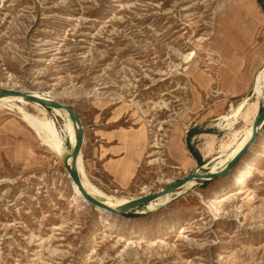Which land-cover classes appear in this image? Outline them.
<instances>
[{
    "label": "rangeland",
    "instance_id": "1",
    "mask_svg": "<svg viewBox=\"0 0 264 264\" xmlns=\"http://www.w3.org/2000/svg\"><path fill=\"white\" fill-rule=\"evenodd\" d=\"M1 90L73 107L100 200L220 172L264 107V0H0ZM262 123L225 174L101 214L64 111L0 99V264H264Z\"/></svg>",
    "mask_w": 264,
    "mask_h": 264
},
{
    "label": "water",
    "instance_id": "2",
    "mask_svg": "<svg viewBox=\"0 0 264 264\" xmlns=\"http://www.w3.org/2000/svg\"><path fill=\"white\" fill-rule=\"evenodd\" d=\"M24 95L26 96L30 101H35L38 102L46 107H51V108H56V109H61L65 110L69 113L70 118L74 122L76 126V142L73 145V149L71 154L67 155V160H69L70 157H72V162L69 164V173L72 178V180L76 183L78 188L84 192V195L88 202L94 206H101L104 207L111 212L114 213H122V212H128L131 209L140 207L142 204L149 203L150 201L160 197L164 196L170 192L175 191L179 187L185 185L187 182H189L193 178H199L197 181H206L212 177H216L219 175L225 174L237 161L238 159L247 151V149L251 146V141L244 146V148L229 162L228 166L220 171V172H211V173H206V174H201V173H193L190 174L184 178H181L180 180H177L171 184L166 185L164 188L161 190L154 192L152 194H147L143 197L136 198L133 200H130L129 202L125 203L122 207L121 210H116L108 205H106L104 202H102L100 199H98L95 196L89 195L85 189L84 186L81 183L80 180V172L78 170V158L80 156V151L83 147L84 144V139H85V130H84V125L82 123V119L79 116V114L73 109L72 106L66 103H62L58 100L52 99V98H45V97H38V96H33V95H28L25 92H22L20 90H1L0 91V97L6 96V95ZM264 119V107L261 110L260 114L254 121V135L253 138L257 134V126L263 121ZM252 138V139H253Z\"/></svg>",
    "mask_w": 264,
    "mask_h": 264
},
{
    "label": "bare ground",
    "instance_id": "3",
    "mask_svg": "<svg viewBox=\"0 0 264 264\" xmlns=\"http://www.w3.org/2000/svg\"><path fill=\"white\" fill-rule=\"evenodd\" d=\"M226 18V17H225ZM227 24V23H226ZM227 26H229V25H227ZM223 32V31H222ZM233 33V32H232ZM231 37V36H230ZM232 39V38H231ZM225 40V39H224ZM261 76V75H260ZM259 76V77H260ZM22 92H25V93H27L28 94V92L29 91H22ZM28 95H31V94H28ZM22 96H24V95H13V94H10V95H6V96H2V97H0V99H5V98H12V99H19V98H21ZM34 96V95H33ZM35 96H38V97H45V96H43V95H38V94H35ZM27 100H29L26 96H24ZM45 98H48V97H45ZM30 101V100H29ZM256 106H257V104H255V108H256ZM251 107L252 106H250L249 107V109H248V111H247V116H248V112H249V110L251 109ZM61 110V109H60ZM62 111H64V113H65V115H66V117L68 118V120L71 122V143H72V145H74L75 144V142H76V126H75V124H74V122L72 121V119L70 118V115H69V113L67 112V111H65V110H62ZM259 111V110H258ZM259 114V113H258ZM23 115L28 119V120H31V118L28 116V114L24 111L23 112ZM249 118V117H248ZM256 120V119H255ZM255 120H253L252 121V123H251V131H250V138H249V140H248V143L251 141V142H254V140L255 139H252V137H253V135H254V121ZM264 120V119H263ZM263 122V121H262ZM261 122V123H262ZM259 124L258 126H257V132H259V130H260V125L262 126V124ZM43 129H45L47 132H49L50 134H52V135H55V129H54V127L51 125V123L50 122H48V121H44V124H43ZM262 131H263V129L261 130V132L259 133V134H261L262 133ZM46 138H47V140L53 145H56V146H58V141H56V139H55V141H52V139H50L51 137L49 136V135H47L46 136ZM262 146L264 147V143H262ZM250 148H254V147H252V146H250ZM71 162H72V157H70L69 158V160H68V163L69 164H71ZM84 166V163H83V159H82V157H81V151H80V156H79V158H78V169H81L82 167ZM230 176H231V179L233 180V179H235L237 176H238V174H237V172H233V173H230ZM199 178H193V179H191L189 182H187L185 185H183V186H181V187H179L177 190L178 191H180L181 192V190L183 189V188H185L186 186L188 187L190 184H193V182L194 181H196L197 182V180H198ZM80 180H81V178H80ZM73 182V192H74V196L76 197V198H78V199H81V200H84V201H86V202H88V200L86 199V197H85V195H84V192L82 191V190H80L79 188H78V186L76 185V183L74 182V181H72ZM231 182V181H230ZM81 183H82V181H81ZM250 184V179L248 178L247 179V183H246V186L244 187V189H246V188H248V185ZM83 185V184H82ZM225 187V186H224ZM84 189H85V191L90 195V193L88 192V189L86 188V187H84ZM112 199H107V200H105V199H101V201L102 202H104L106 205H108V206H110V207H112V206H118V205H120L121 207H123V205L125 204V203H127V202H129V201H111ZM94 208H95V210L96 211H98L99 213H101V214H110L111 213V211L110 210H108V209H106V208H104V207H101V206H94ZM112 208H114V209H116V210H121L122 208H115V207H112Z\"/></svg>",
    "mask_w": 264,
    "mask_h": 264
},
{
    "label": "crops",
    "instance_id": "4",
    "mask_svg": "<svg viewBox=\"0 0 264 264\" xmlns=\"http://www.w3.org/2000/svg\"><path fill=\"white\" fill-rule=\"evenodd\" d=\"M142 136L145 137V132L144 131H142V134L137 135L136 138H138V140H140L142 138ZM145 145H146V142H144V144L142 145V147H137L138 148V151L139 152H142L144 150V148H145Z\"/></svg>",
    "mask_w": 264,
    "mask_h": 264
}]
</instances>
